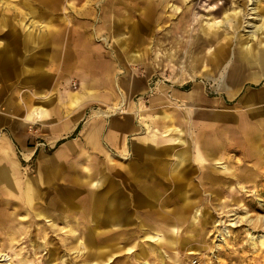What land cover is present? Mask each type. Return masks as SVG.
I'll list each match as a JSON object with an SVG mask.
<instances>
[{
    "label": "rangeland",
    "instance_id": "1",
    "mask_svg": "<svg viewBox=\"0 0 264 264\" xmlns=\"http://www.w3.org/2000/svg\"><path fill=\"white\" fill-rule=\"evenodd\" d=\"M261 1L260 7L264 8V0ZM42 3L41 0H0V17L7 13H2L5 4L13 7L9 14L10 25L12 22H20L27 27L33 17L34 20L43 22L35 23L38 27L45 25V20L51 18L49 24L54 28H61L56 42L51 41L54 35H48V42L40 47L30 48L22 44L12 46L9 50L11 58L7 61L9 57L0 51V112H5L9 107L14 87H17L16 96L18 90L30 88L29 81L32 78L37 79L36 67L40 65L42 70H46L45 80L49 92L56 84L77 91L79 86L75 80H70L65 85L64 81L68 75L61 60L64 53H69L70 42L75 40L89 39L101 43L100 54L105 59H110L111 54L115 52L121 55L138 52L141 58L136 62L130 63L123 57L119 58V61L123 62L122 65L127 70L144 79L150 87L149 91L152 89L153 92L158 83L162 85L161 89L188 92L194 87L193 81L196 78L203 95L206 93L222 97L232 105L236 103L238 93L257 88L264 83V79L256 81V68H248L243 72L238 85L231 86V78H227L229 89L216 91L215 87L219 83L205 79L202 74L205 64L203 59L201 64L196 61L205 53V49L201 51L199 48L186 47L191 37L200 38L198 33L201 26L210 16L215 17L217 22L224 19L225 12L230 14L231 11H240V20L239 25L229 28L225 35L231 42L227 44L224 56H227V50L234 49L237 38L239 42L252 43L255 48L260 46L261 39H264L263 34L258 33L251 40L245 32V21L250 16L248 8L256 7L255 3L250 5L251 0L168 1L177 8L172 19H164L162 23L163 26L173 27V42L168 44L169 41L164 38L165 49L175 45L178 38L181 47L172 46L171 48L176 50V61L173 59L170 63L163 60L160 67L152 60L157 48L154 41L156 36H164L166 30L155 36L152 18L154 8L149 0H56L55 11L48 6L43 7L46 4ZM159 3L161 0H155L156 5ZM218 3L223 8L216 13L214 10ZM161 12L165 16L169 14V9L165 7ZM260 12L259 15L263 16L261 22H264V13ZM65 24L80 29H65ZM183 25H186L188 35L184 34L181 38ZM2 35L4 34L0 33V39ZM16 40L19 41L18 38ZM123 42L126 43L127 49L122 48ZM210 46L213 48L215 44L206 48ZM42 79L44 82V78ZM73 83L76 87L72 86ZM167 94L169 96L165 95L170 102L168 106L182 103L177 101L176 97L170 96V92ZM225 94L231 97L235 94V98H227ZM171 122L165 128L175 131L168 133L185 141V145L175 143L160 151L158 160L152 165L153 172H158L154 173L155 177H149L150 163L138 162L126 167V182L124 179L120 180V177L111 179V184L116 186V189H121L122 183V189H160L169 198L164 204L168 206L167 209L155 207L156 209H149L151 211L148 214L147 207L151 204L144 203L143 209H137V213L143 217L142 226L128 225L125 240L98 245L93 238L85 248L84 240L93 237L88 225L81 226L83 216L79 198L85 193V189H74L72 193L67 189H56L55 195L46 192L42 198L36 196L33 204L35 207L41 206L44 217H32L28 209H20L16 203L10 204L11 201L8 204L0 198V264H264V143H259L262 151L256 147L259 153L254 154L250 150L251 145L248 146L247 137H240L235 142L237 147L230 153H224L218 164L206 159L208 164L202 168L205 172L200 177L198 164L192 153L199 138L193 139L186 135L185 129L175 120ZM28 126L27 121L26 128L33 136V145L46 147L47 143L39 134L38 123L35 124L37 132L30 130ZM166 129L160 133L163 140L165 139L164 142L167 139L163 136L167 133ZM153 136L156 137V134ZM184 149L188 157L184 166L186 176L180 180L176 179L173 189V183L167 174L176 160L174 151ZM16 152L23 158V150L16 148ZM100 180L102 183V179ZM56 195L59 199L58 208L51 204ZM60 213L64 214L63 218L69 215V222H73L74 226H66L67 222L59 218ZM95 215L97 218L98 214Z\"/></svg>",
    "mask_w": 264,
    "mask_h": 264
},
{
    "label": "crops",
    "instance_id": "2",
    "mask_svg": "<svg viewBox=\"0 0 264 264\" xmlns=\"http://www.w3.org/2000/svg\"><path fill=\"white\" fill-rule=\"evenodd\" d=\"M9 20L10 17L3 30L7 29V35L11 34L19 41L6 44L0 41V51L9 57H5L6 61L11 58L9 50L14 45L30 48L44 45L45 32H41V25L36 27L43 22L32 17L25 27L20 22L10 25ZM71 28L80 29H74L73 25ZM49 34L54 35L51 39L56 42L57 33L51 31ZM124 45L122 48L127 49L126 43ZM69 46V53L61 56L63 69L68 75L64 83L67 85L70 80H75L79 86L77 91L56 84L49 92L46 70L40 65L36 67L37 79L29 81L30 88L17 89L16 96L17 87L13 86L14 95L9 107L0 112V198L4 202L9 204L12 201L10 204L28 209L32 217H42L45 213L41 206L33 204L36 196L42 198L46 192L55 195L56 189H67L69 193L74 189H85L79 198L83 216L81 226L90 227L93 237L88 239L91 241L94 238L98 245L110 244L126 239L128 225L142 226L143 217L137 209H143L144 203L151 204L147 207L148 214L152 208H168L164 204L169 198L160 189H122L123 183H120L121 189H116L111 179L120 177L126 182V167L138 162L150 163L149 177H155L154 173L158 172H153L152 165L158 160L160 151L175 143H185L168 133L175 131L165 128L172 123L171 120L180 124L186 135L199 138L192 153L200 177L205 172L202 168L208 164L206 159L218 164L224 153L237 147L235 142L240 137H247L252 153H259L256 147L262 151L259 143H264V83L238 93L236 105H229L222 97L201 92L202 99L197 101L196 109L180 108L182 111H176L175 107L167 105L170 103L167 92L181 104L187 103L183 97L187 92L175 89L149 91L144 79L120 63L122 57L133 62L127 57L129 53L115 52L110 59L102 58V44L89 39L75 40ZM242 75L243 69L239 68L230 79V85H238ZM175 91L177 96L173 95ZM235 94L232 97L225 95L233 99ZM117 106L122 107V111L113 109ZM27 121L38 123L46 147L33 145V136L26 128ZM165 129L166 142L160 135ZM16 148L23 150V158L18 156ZM186 154V149L174 151L176 160L167 174L173 189L175 180L186 176ZM51 204L58 208V196L52 198ZM95 214H98L97 218ZM63 216V213L59 214V218L67 222L66 226L73 227L74 223L69 222L71 217Z\"/></svg>",
    "mask_w": 264,
    "mask_h": 264
},
{
    "label": "bare ground",
    "instance_id": "3",
    "mask_svg": "<svg viewBox=\"0 0 264 264\" xmlns=\"http://www.w3.org/2000/svg\"><path fill=\"white\" fill-rule=\"evenodd\" d=\"M41 1L43 2L42 3L43 5L46 4V6H43V7L48 6L50 9H52L54 11L56 10V0H41ZM149 1L153 4V8H154V15H152L153 16L152 18H153V26L155 28L154 32H156V33H154L155 36H156V34L161 33L162 30H166V31H164V32H166L164 36L163 35H162V37L156 36V39L154 41L157 48L155 49L154 56H153L152 60H154L156 66L160 67L163 65L162 64L163 60L170 62V63L173 62V59L176 61V59H175L176 50H175V48H171V47L172 46L176 47L177 45L180 46V44H181L179 41V38H178L175 45H171L170 49H165L166 46L164 43V38H167V40L169 41L168 44H172V42H173V37H174L172 34L173 33V27L171 25H166V26L162 25L164 19L166 21H170L172 19L173 13L176 12L175 9L177 8V6L173 5L172 3H168V1H176V0H161V3H159L157 5L155 4V0H149ZM261 2H262L261 0H255V1L251 0L250 5H254V3H255L256 7L251 6L248 8V11H249L248 14L250 16L245 21V28H246L245 32H246L248 39H251V40L254 39L258 33L263 34L262 37L264 38V22L263 21L261 22V20L263 19V16L259 15V11H261L260 13H264V8L260 7ZM216 6L217 7H215V10H214L215 12L217 10L221 11L223 8V6L220 3L216 4ZM165 7H167V9H169V14L165 13L166 15L163 16L161 11ZM12 8H13L12 6L9 7V4H5L2 7V9H3L2 13L7 12V13L2 14V16L0 17V23H2L0 25V32H3L2 34H4V35H2L3 37L0 39L2 44L17 41L16 38L15 39L13 38V35L12 36H11V34L7 35L8 34L6 31L7 29L3 30L7 26L6 25L5 27H3L5 23H8L9 14H10V11L12 10ZM151 10H153V9H151ZM239 12L240 11H237V12L231 11L230 14L225 12L226 16L224 17V19L221 21H217V22H215V17H212L209 15L210 16L209 19L206 20L205 24L201 26V30L198 33L200 38H198V36L195 38V36H194V37H191L190 42H187V46H186L187 48L188 47L189 48L193 47L195 49L199 48L201 51H204V49H205V53L201 57H199L198 60H196V61H198L197 64H201L200 62H202V59H203L205 64H203L204 67H203L202 74H203L205 79H210L214 82L219 83V85L217 87H215L216 91H226L227 89H229L226 79L232 78L235 75V72L238 71L239 68H242L243 72L245 70H247L248 68H251V69L256 68L257 69V74H256L257 77L255 78L256 81L264 78V39H261L260 46L255 48L252 43H248V41H240L239 42V38H237L238 42H236V46L234 47V49H232V51L227 50L228 54L226 57L224 56L225 49H226V47H228L227 44H230L229 42H231L230 38L226 37L225 35H226L227 31L229 30V28H236L239 25L238 24L239 20H240ZM241 13H243V12H241ZM50 20H51V18L46 19L45 25H42V27L40 25H38L41 27L40 28L41 32L42 31L45 32L44 39H43L44 44L48 42V35H50L49 33L51 31H53L57 34L59 33V31H61V28L56 30V28L52 27L49 24ZM256 20H257V22H256ZM232 22H233V24H232ZM172 23H174V22H172ZM175 26H176V24H175ZM67 27L71 28V25L68 26L67 24H65V29ZM194 32H195V30H194ZM181 33H183V35L181 34V38L184 37V34L188 35V29H186V25H183V27H181ZM233 40H234V38H233ZM51 41L54 42L55 39H53V40L51 39ZM56 41H58V40L56 39ZM212 44H215V46L213 48L211 46L206 48V46H209ZM124 48H125V45H124ZM200 50H199V52H200ZM189 55H190V53H189ZM127 57L129 60H131L133 62H135L141 58L140 54H137V53H130ZM179 66H181V65H179ZM194 66H196V64H194ZM166 75H168V74H166ZM215 76H217V77H215ZM193 77H194V75H193ZM194 79L195 80L193 82H195V85L192 88V90L187 92L186 94L183 93V97L186 99L187 103L173 105V107L183 108V109H196L198 107L197 103L199 101H201L202 94H201V90H199V88H200L199 82L197 81L196 78H194ZM163 87H164V85H163ZM161 88H162V85L158 83V85L155 88L156 92L157 91L161 92ZM173 95L177 96L178 94L175 91L173 93ZM193 99H197V100L193 101ZM113 109L122 111L123 108L117 106V107H113ZM103 114H105V113L103 112ZM84 241L86 242V244L84 245L86 248V245L89 244V242L91 240L86 238ZM80 245H81V243H80Z\"/></svg>",
    "mask_w": 264,
    "mask_h": 264
},
{
    "label": "built area",
    "instance_id": "4",
    "mask_svg": "<svg viewBox=\"0 0 264 264\" xmlns=\"http://www.w3.org/2000/svg\"><path fill=\"white\" fill-rule=\"evenodd\" d=\"M72 86H73V87H76V84L73 83ZM35 124H37V123H36V122H33V123L29 122V126H28V128H29L30 130H32V131L37 132V130H36V128H35ZM40 144H43V143H40Z\"/></svg>",
    "mask_w": 264,
    "mask_h": 264
}]
</instances>
